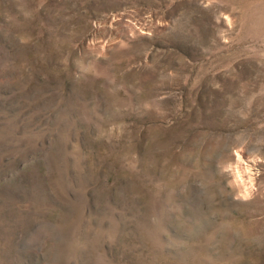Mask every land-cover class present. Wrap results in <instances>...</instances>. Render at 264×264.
<instances>
[{
    "label": "rangeland",
    "instance_id": "obj_1",
    "mask_svg": "<svg viewBox=\"0 0 264 264\" xmlns=\"http://www.w3.org/2000/svg\"><path fill=\"white\" fill-rule=\"evenodd\" d=\"M0 264H264V0H0Z\"/></svg>",
    "mask_w": 264,
    "mask_h": 264
},
{
    "label": "clouds",
    "instance_id": "obj_2",
    "mask_svg": "<svg viewBox=\"0 0 264 264\" xmlns=\"http://www.w3.org/2000/svg\"><path fill=\"white\" fill-rule=\"evenodd\" d=\"M54 231L55 230L53 228H48V229L38 228L37 229L38 233L44 236H48L49 238H51L54 235Z\"/></svg>",
    "mask_w": 264,
    "mask_h": 264
},
{
    "label": "bare ground",
    "instance_id": "obj_3",
    "mask_svg": "<svg viewBox=\"0 0 264 264\" xmlns=\"http://www.w3.org/2000/svg\"><path fill=\"white\" fill-rule=\"evenodd\" d=\"M243 162V161H242ZM243 164V163H242ZM246 165V164H245ZM249 166H244L243 168H242V170L241 171H244V172H246V173H250V168H248ZM237 170V169H236ZM253 173V172H252ZM239 174V173H238ZM251 174V173H250Z\"/></svg>",
    "mask_w": 264,
    "mask_h": 264
}]
</instances>
